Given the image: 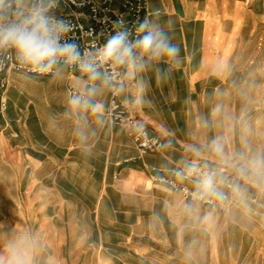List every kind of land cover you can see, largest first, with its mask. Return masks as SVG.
<instances>
[{
	"label": "crops",
	"instance_id": "obj_1",
	"mask_svg": "<svg viewBox=\"0 0 264 264\" xmlns=\"http://www.w3.org/2000/svg\"><path fill=\"white\" fill-rule=\"evenodd\" d=\"M147 1L159 12L151 21L179 51L172 60L119 64L120 96L163 141L159 153L140 154L101 113L109 91L99 75L63 65L47 77L0 74L9 81L0 111V259L14 247L26 264H264L260 210L230 195L228 211L213 212L151 184L143 167L172 178L175 166L201 163L220 170L215 190L190 186L205 197L219 201L228 181L241 195H264V166L251 164L262 148L242 142L230 118L243 91L240 1ZM71 86L97 109L74 107Z\"/></svg>",
	"mask_w": 264,
	"mask_h": 264
},
{
	"label": "built area",
	"instance_id": "obj_2",
	"mask_svg": "<svg viewBox=\"0 0 264 264\" xmlns=\"http://www.w3.org/2000/svg\"><path fill=\"white\" fill-rule=\"evenodd\" d=\"M5 5L11 4L15 9L19 6L27 15L33 6L39 4L47 9L45 15L56 23L63 24L66 31L61 33V44H72L79 51L81 60H87L96 65V72L106 83L109 99L105 106L100 108L105 118L124 129L140 154L147 152L159 153L164 143L150 134L147 126L134 114L129 101L122 99L120 89L125 83V75L119 64L100 60V50L117 31L127 30L129 41L137 39V28L145 18L151 21L159 12H152L147 0H4ZM22 17H9L11 21H19ZM9 21L6 20L5 23ZM118 22H122L118 23ZM134 52H137L134 50ZM139 53L137 52V56ZM147 56L143 57L146 59ZM142 59V60H143ZM137 60L136 62H139ZM63 65L68 72L77 73L81 77L87 72L80 67V61L66 64L61 58L50 71L44 72L34 69L31 65L17 59L11 48L0 47V74L17 72L29 76L47 77L55 74V67ZM9 85L6 77L0 78V111L6 109L3 94ZM83 96L89 99L84 89L68 87V100L74 96ZM83 108V107H81ZM93 111L91 107L87 108ZM97 109V106H96ZM133 161L132 159L126 162ZM149 172V182L153 185L165 186L171 192L179 194L186 202H197L211 211L226 212L231 206V196H242L249 204L264 214V195H241L239 188L232 182L224 183L225 192L219 194V201L205 197L202 193L190 188L191 185L201 186L207 190H215L218 185L217 175L220 170L209 168L201 163L190 166H175L171 170L172 178L160 175V170L144 165ZM208 177L212 178L211 187L205 185Z\"/></svg>",
	"mask_w": 264,
	"mask_h": 264
},
{
	"label": "clouds",
	"instance_id": "obj_3",
	"mask_svg": "<svg viewBox=\"0 0 264 264\" xmlns=\"http://www.w3.org/2000/svg\"><path fill=\"white\" fill-rule=\"evenodd\" d=\"M47 9L39 4L33 6L31 11L25 15L23 9L17 6L11 8V4L5 5L4 0H0V47L11 48L15 51L17 59L22 63L31 65L34 69L50 71L53 66L63 59L64 63L71 64L80 61V67L89 73L91 79L98 77L96 65L87 60H81L79 51L72 44H61V33L66 31L63 24L56 23L45 15ZM22 17L19 21H11L9 17ZM8 20V23L5 21ZM121 23L122 22H118ZM137 39L129 41L127 30L117 31L100 50V60L111 61L115 64L132 63L136 66L137 60H142L147 56L149 60L159 61L162 59L172 60L178 54V47L169 43L166 34L156 23L149 19L139 24L137 28ZM134 50L139 55L134 56ZM144 64L140 63L139 68L143 69ZM95 92V89H91ZM74 107H91L96 110V105L83 96H74L71 99ZM216 151H221L217 146ZM254 168L264 166V158H256L251 161ZM207 187H211L212 178L205 181ZM0 264H26L23 253L12 248L7 261L0 259Z\"/></svg>",
	"mask_w": 264,
	"mask_h": 264
},
{
	"label": "rangeland",
	"instance_id": "obj_4",
	"mask_svg": "<svg viewBox=\"0 0 264 264\" xmlns=\"http://www.w3.org/2000/svg\"><path fill=\"white\" fill-rule=\"evenodd\" d=\"M239 1L238 18L244 24L238 30L237 45L241 56L239 66L244 71L238 75V81L243 84V91L237 105L230 108V118H234L238 130L245 132V139L240 140L258 144L264 158V0ZM231 8L232 5L228 10L230 33L233 32Z\"/></svg>",
	"mask_w": 264,
	"mask_h": 264
}]
</instances>
